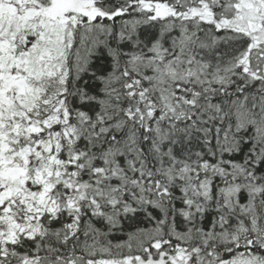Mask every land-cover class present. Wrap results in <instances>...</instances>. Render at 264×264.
Instances as JSON below:
<instances>
[{"label": "snow or ice", "instance_id": "obj_1", "mask_svg": "<svg viewBox=\"0 0 264 264\" xmlns=\"http://www.w3.org/2000/svg\"><path fill=\"white\" fill-rule=\"evenodd\" d=\"M0 264H264V0H0Z\"/></svg>", "mask_w": 264, "mask_h": 264}, {"label": "trees", "instance_id": "obj_2", "mask_svg": "<svg viewBox=\"0 0 264 264\" xmlns=\"http://www.w3.org/2000/svg\"><path fill=\"white\" fill-rule=\"evenodd\" d=\"M117 236H119L120 238H124L120 233H117Z\"/></svg>", "mask_w": 264, "mask_h": 264}]
</instances>
